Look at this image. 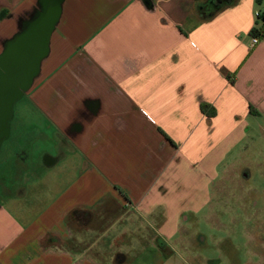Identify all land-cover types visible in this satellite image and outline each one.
I'll list each match as a JSON object with an SVG mask.
<instances>
[{"label": "crops", "instance_id": "1", "mask_svg": "<svg viewBox=\"0 0 264 264\" xmlns=\"http://www.w3.org/2000/svg\"><path fill=\"white\" fill-rule=\"evenodd\" d=\"M41 1L0 0V49ZM144 1L62 0L0 144V264L210 261L184 227L193 209L167 201L190 175L219 178L227 194L238 176L224 153L264 140V38L251 45L250 34L264 0H222L210 19L195 0ZM201 195L189 188L191 200ZM144 231L141 251L127 254L128 235L138 243ZM263 251L248 248L258 262L245 264H263Z\"/></svg>", "mask_w": 264, "mask_h": 264}, {"label": "rangeland", "instance_id": "2", "mask_svg": "<svg viewBox=\"0 0 264 264\" xmlns=\"http://www.w3.org/2000/svg\"><path fill=\"white\" fill-rule=\"evenodd\" d=\"M256 142L253 148H240V145H249L251 143ZM245 142V143H244ZM244 142L240 143V140L233 144L234 147L231 152L228 154L224 153V160L227 159L228 163L231 162V166H238L240 163H249L264 166V140L258 139L256 137L248 138ZM244 143V144H243ZM243 147V146H242ZM5 148H7L6 143L4 142L2 145V151L0 153V160L6 157ZM41 146L40 148L34 147L32 150V158L31 160L35 163L41 161ZM184 175L183 170L181 171V176ZM218 180L211 183L207 180L196 181L195 177L190 175L186 177L183 181L182 187L185 189L184 191L181 188L174 187L171 189L169 197L170 199L167 201L169 204L174 206L175 204L190 206L189 208L193 209V213L185 214L188 217V221L184 222V227L188 229L190 232L194 231L192 238V244L195 246L192 248L196 253H200L202 257L210 260L205 264H245L248 260L251 262H262L261 252L258 251V256L261 257H249L247 250L251 247H256V243L264 247V218L258 216L259 210H257L254 214L255 218L252 216L245 217L241 215V212L237 210L236 214L233 215L231 221H228L227 214L221 212L222 207H220L219 200L222 196L224 199L229 198V194L232 193V190L226 192L224 191L223 195L218 190ZM232 180V179H231ZM232 181H235L234 179ZM239 183V181H237ZM217 183V184H216ZM213 184V185H212ZM249 188V191L259 193L258 195H253V200L257 202L258 205L262 203V190L264 188V169L256 167L251 174V178L247 181L246 185ZM199 188L201 189V197L198 200H191L188 197L189 188ZM262 194V195H261ZM179 198V199H177ZM179 201V202H178ZM205 201L203 204H201ZM217 215V217H216ZM218 215H220L218 217ZM128 217V218H127ZM127 223H132L135 225H140L139 218L127 216ZM217 218L219 219L217 221ZM254 220V225L253 224ZM262 228V229H260ZM143 227H138L137 230H144ZM262 230V231H259ZM253 231V232H251ZM137 238L144 240L142 242L133 241L132 237L128 235L127 240L130 244L124 251H127V254L130 255L136 254L141 251L147 242V232H138ZM249 241V242H248ZM123 242V241H122ZM118 242V238H113V243L110 249V255L112 259L120 260L119 252L123 251L124 247L120 246ZM249 246V247H248ZM251 246V247H250ZM263 250V249H261ZM154 262H159L158 260H154Z\"/></svg>", "mask_w": 264, "mask_h": 264}, {"label": "water", "instance_id": "3", "mask_svg": "<svg viewBox=\"0 0 264 264\" xmlns=\"http://www.w3.org/2000/svg\"><path fill=\"white\" fill-rule=\"evenodd\" d=\"M144 2L149 3L148 0ZM61 3L62 0H42L38 13L28 21L25 29L3 45L0 53V144L9 134L14 103L31 86L47 54Z\"/></svg>", "mask_w": 264, "mask_h": 264}, {"label": "flooded vegetation", "instance_id": "4", "mask_svg": "<svg viewBox=\"0 0 264 264\" xmlns=\"http://www.w3.org/2000/svg\"><path fill=\"white\" fill-rule=\"evenodd\" d=\"M37 13H38V11H37ZM28 21H30V20H26L25 24L23 23L21 28L16 33L23 31L25 29ZM4 43H3V45H4ZM2 49H3V46L0 49V53H1ZM254 166L255 165L252 166V164L250 165L249 163H242V164L240 163L236 167V172H237L239 183L238 182H237L238 184L235 183L236 186L233 185L232 193L229 194V198L227 199V201H226V199H224V196H222L220 198V200L223 203L221 212L230 216V218H228V221H231L230 219H232L234 214L237 215L236 214L237 210H239L241 212V215H243L245 217L252 216L253 219L255 218V216H254L255 212L257 210H259L260 214L258 216H261L264 218V213H263L264 212V197L262 195V194H264V188H263L262 194H261L262 195V203H261V205H258L257 202L254 201L252 198H253L254 194L258 195L259 193L254 192V189L252 192H250L248 189L249 187L245 186L247 181H249V179L251 178L252 171L254 169L256 170V167H258L260 169L262 168V170L264 169V166L263 167H260L259 165H257L256 167H254ZM219 216L220 215H218V217ZM252 226L256 227V225H254V220H253ZM260 229H262V228H260ZM259 231H262V230H259ZM251 232H253V231H251ZM194 239H196V237L191 238V241ZM263 264H264V251H263Z\"/></svg>", "mask_w": 264, "mask_h": 264}, {"label": "trees", "instance_id": "5", "mask_svg": "<svg viewBox=\"0 0 264 264\" xmlns=\"http://www.w3.org/2000/svg\"><path fill=\"white\" fill-rule=\"evenodd\" d=\"M197 1L196 3V9L200 13L203 19H210L215 15V13L222 9V7L225 5V3L222 0H203V1ZM264 15L261 14L262 23L257 28H252L250 30L251 35H258L261 32H264ZM202 110L208 111V106L201 105ZM211 113V112H210Z\"/></svg>", "mask_w": 264, "mask_h": 264}, {"label": "built area", "instance_id": "6", "mask_svg": "<svg viewBox=\"0 0 264 264\" xmlns=\"http://www.w3.org/2000/svg\"><path fill=\"white\" fill-rule=\"evenodd\" d=\"M261 14L264 15V11H262V12L261 11H255L254 12L256 19L259 20L260 23H262ZM262 38H264V32H261L258 35H251V45H254L255 43H257Z\"/></svg>", "mask_w": 264, "mask_h": 264}]
</instances>
